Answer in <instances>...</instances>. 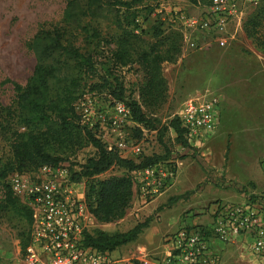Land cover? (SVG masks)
<instances>
[{
  "label": "trees",
  "instance_id": "obj_1",
  "mask_svg": "<svg viewBox=\"0 0 264 264\" xmlns=\"http://www.w3.org/2000/svg\"><path fill=\"white\" fill-rule=\"evenodd\" d=\"M155 0H65L61 26L41 28L27 48L34 59L31 76L25 85L13 84L14 108H0L4 113L0 131L8 135L6 158H0V222L14 223L23 252L28 245L32 217L30 210L10 191L6 180L13 174H31L43 166L58 167L79 151L91 147L95 155L72 173L76 181L87 184L86 203L96 222L113 224L122 220L132 201L129 174L159 162L161 156L122 158L108 151L95 134L80 125L75 103L85 89L106 93L108 102H124L130 109L135 132H155L158 140L171 130L183 149L190 150L184 130L177 118L159 129L154 115L166 103L167 84L162 74L164 64H176L182 54V36L155 28L153 41L147 42L134 33L142 6ZM195 2V0H192ZM207 4V0H199ZM197 2V1H196ZM148 7V6H147ZM251 9V8H250ZM105 11L116 12L121 34L112 40L113 49L103 48L101 31L92 25ZM151 11V10H150ZM264 21V2L247 16L243 31L254 38ZM82 36L85 49L76 46ZM135 65L140 76L137 99L126 97L124 84L116 70ZM117 168L126 176H99ZM255 201L254 198H250ZM149 219L125 233L95 231L84 237L85 246L98 252H113L131 243L148 226ZM129 264H143L137 260Z\"/></svg>",
  "mask_w": 264,
  "mask_h": 264
},
{
  "label": "rangeland",
  "instance_id": "obj_2",
  "mask_svg": "<svg viewBox=\"0 0 264 264\" xmlns=\"http://www.w3.org/2000/svg\"><path fill=\"white\" fill-rule=\"evenodd\" d=\"M196 1L155 0L136 8L139 15L136 19L134 33L141 39L152 42L155 28H159L166 34L172 30L177 31L182 36L180 58L184 56V59L181 60L182 62L177 61V64H164L162 67V74L167 84V99L166 103L154 115L160 123L159 129L173 119L186 99L206 91L216 97L222 94V86L214 80V76L210 75L208 69L214 60L211 51H208L212 45V48L217 46L216 37H206L199 32H192L176 19L177 14L190 17L198 16L200 12ZM64 7L65 0H0V108H14L13 84L25 85L34 66V59L27 45L39 29L61 26ZM253 12L254 7L246 12L244 22L247 16ZM92 25L101 31V47L103 48L101 52H109L113 49L112 40H115L122 31L116 21V12L105 11L94 20ZM243 26L239 36L229 40L228 43L218 45L225 49L232 48L233 50L234 48L238 53L230 57H236L240 62L232 64L236 71L232 70V65L231 67L228 64L223 66L225 73L234 72L229 76V80L234 75H240L238 74L240 69L247 65L244 59L248 58L251 61L249 56H255L254 52L264 55V21L260 24L254 38L246 37ZM183 32L190 39L187 44L184 42ZM202 42H204L203 44L209 43L206 48L207 52L204 51L205 49L200 50L201 47H204L201 45ZM191 43L194 44L193 47L190 46ZM76 46L86 50L82 36L77 37ZM228 68L231 69L228 71ZM137 69L133 65L116 70V75L124 84L127 98L137 99V87L140 83ZM260 84L258 82V85L254 87L225 88L223 94L227 95V102L223 103L225 106L223 110L226 118L223 119V122L221 121L218 134L217 130L215 132L214 137L217 136L218 139L213 142V137L209 145L206 144L199 150L183 149L171 130L165 132L160 141L155 132L144 130V133L139 136L134 131L135 124H129L125 128L124 132L129 145H140L143 155L161 156L165 162L180 163L175 183L161 195H167L169 198V201L167 200L164 205L168 209L166 215L156 218L153 215L149 218L150 221L157 222L161 233L167 234L162 238L163 245L164 239L174 235L180 227L184 225L199 226L194 224V219L205 218L208 223L200 226L208 225L210 223L207 214L208 207L216 202L239 203L254 198L257 202L264 203V171L262 167L264 162V86L260 87ZM84 94L101 102H108L106 93L90 91L86 88ZM3 116L4 113L0 109V124L3 123ZM104 133L106 132L104 131ZM7 138L9 136H5L0 131V158L2 159L7 157L9 151ZM218 151L220 154H217ZM94 155L95 150L88 147L79 151L63 164L67 165L73 173ZM127 158L135 159L133 155H129ZM188 169L189 172L191 169L194 171L192 177H190ZM126 175L125 171L114 168L98 179ZM83 183L85 192H87V184L85 181ZM177 190L180 192L179 196L176 195ZM172 208L174 209L171 210ZM173 217L180 220L179 225L177 222L176 227L167 228L170 225V218ZM136 221L135 219L128 222L127 226H131L130 224H134ZM14 225L10 221L0 222V264H23V248ZM119 226L118 224L114 226L94 224L91 233L95 231H104L107 234L117 233L124 228V226L118 228ZM234 249H238L239 252L236 258L238 264H251L250 257L242 244L223 247L219 251L221 262L223 255ZM118 253L115 252L113 256L117 257ZM127 253L130 254V251L128 250ZM120 255L122 254L120 253Z\"/></svg>",
  "mask_w": 264,
  "mask_h": 264
},
{
  "label": "built area",
  "instance_id": "obj_3",
  "mask_svg": "<svg viewBox=\"0 0 264 264\" xmlns=\"http://www.w3.org/2000/svg\"><path fill=\"white\" fill-rule=\"evenodd\" d=\"M262 2L208 0L202 4L197 0L198 16L177 14L176 19L192 32L223 38L228 43L242 31L246 12ZM182 35L187 44L189 37L184 32ZM220 108V99L208 91L183 102L173 118L180 122L190 148L202 149L214 137ZM75 111L80 125L93 132L108 151L115 150L126 159L129 155L145 156L140 145L128 143L124 131L134 123L124 102H101L85 94L76 101ZM179 167V162L166 161L130 173L135 199L147 204L161 196L175 183ZM262 167L264 171V162ZM83 181L74 180L64 164L43 166L34 173L7 178L10 191L30 210L32 217L23 264L130 263L114 257L112 252L102 253L85 246V235L97 223L87 206ZM207 214L208 225H184L164 239L169 248L163 264H221L219 251L235 244H242L251 264H264L263 202L250 199L239 203L216 202L208 207ZM216 245L221 247L216 249Z\"/></svg>",
  "mask_w": 264,
  "mask_h": 264
},
{
  "label": "crops",
  "instance_id": "obj_4",
  "mask_svg": "<svg viewBox=\"0 0 264 264\" xmlns=\"http://www.w3.org/2000/svg\"><path fill=\"white\" fill-rule=\"evenodd\" d=\"M202 38H205V37H202ZM215 41L217 43L216 44L217 48L216 47L212 48L213 46L212 45L208 51V52L211 51V55H213L212 57L214 58V60H212V62L210 63L208 69L210 71L209 72L210 75L211 76L213 75L214 80H216L219 83V85H221L223 88L222 94L218 96V98L220 99V107H221L220 108V121L217 127V134H218V131L220 129V124L223 122V119L226 118V116L224 115L223 107L225 106L223 105V103L227 102V95L223 94V91L225 90L226 87L231 88L233 86H237L238 88L239 86L254 87L255 85H258V82L260 84V80H261L260 87L264 86V55L261 53L254 52L255 56L253 55L249 56V59H252L251 61H249L248 58L246 60L244 59V62H246L247 65L243 66V68L240 69V71L237 70L239 71L238 74L240 75H237V76L234 75L229 80L230 78L229 76L231 74L233 75L234 72L225 73L223 70V66L228 64L231 67L232 64L234 65L236 62H239L237 61L236 57L230 58L232 55L234 56V54L236 55L238 53L236 52L234 48L232 50V48L225 49L223 47L218 46V45H221V43L225 44L226 42L225 39L217 37ZM203 43L204 42H202L201 45L204 47L203 48L201 47L200 50L205 49L204 51L207 52L206 48L209 46V43H205V44ZM182 59H184V56L178 59V61L182 62L181 61ZM233 65L231 68L234 67ZM230 69L228 68V71ZM232 70L236 71V68H233ZM228 100L230 101V98H228ZM212 139L208 141L207 143L208 145L211 143ZM216 139H218L217 136L214 137L213 142H215ZM217 154H220V151H218ZM188 173L190 174V177L194 175V171H192V169L190 172L188 169ZM180 189L182 188L180 187ZM177 191L178 192H176L177 193L176 195L179 196L180 192L179 190ZM168 199H169L168 196L164 195V196H159L158 198L154 199L151 202H148L147 204H143L138 199H135V196L133 195L130 208L126 212L125 217L122 220L116 222V224L120 225L118 228H123L122 226H124L123 230H120L117 233H125V232L130 231L136 225L143 223L146 219L151 218L153 215H155V218L166 215V211L168 209H166L164 205H166ZM174 208H172L171 210H173ZM135 219L137 221L134 224H130L131 226H127L128 222L134 221ZM179 221L180 220L177 219L176 217L170 218V222H169L170 225L167 228L176 227L177 222L179 225ZM193 222L195 225H199V226L205 225L208 223L205 218H197V219H194ZM116 224L113 223V224H106V225H101V226H107V225L114 226ZM164 235H167V234L161 233V231L159 230V227L157 226V222L150 221L148 223V226L142 230V232L138 235L135 241L116 248V250L112 252V255L115 254V252H119L118 253L119 255L117 257L126 262L137 260L143 264H163V260L165 259L166 254L168 252V248H169L167 245L162 244V238ZM216 246H215L216 249L221 247L219 245H216ZM128 250L130 251V254L127 253ZM120 253L122 255H120ZM238 255H239L238 249L227 251L222 257L221 264H238L239 262L236 259Z\"/></svg>",
  "mask_w": 264,
  "mask_h": 264
}]
</instances>
